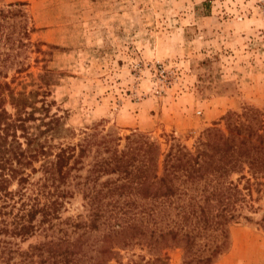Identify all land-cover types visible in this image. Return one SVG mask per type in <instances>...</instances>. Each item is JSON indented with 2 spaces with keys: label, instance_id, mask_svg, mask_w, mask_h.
Listing matches in <instances>:
<instances>
[{
  "label": "trees",
  "instance_id": "trees-1",
  "mask_svg": "<svg viewBox=\"0 0 264 264\" xmlns=\"http://www.w3.org/2000/svg\"><path fill=\"white\" fill-rule=\"evenodd\" d=\"M22 4L0 7L1 79L27 67ZM1 79L0 264H120L133 240L181 247L182 264H210L227 248L228 226L255 212L264 108L226 112L223 128H206L193 150L172 140L163 153L138 131L120 144L113 129L92 126L72 142L44 100ZM77 193L82 211L66 214Z\"/></svg>",
  "mask_w": 264,
  "mask_h": 264
},
{
  "label": "rangeland",
  "instance_id": "rangeland-1",
  "mask_svg": "<svg viewBox=\"0 0 264 264\" xmlns=\"http://www.w3.org/2000/svg\"><path fill=\"white\" fill-rule=\"evenodd\" d=\"M11 2L23 3L27 67L0 79L44 100L72 142L96 126L113 129L120 144L138 131L163 153L172 140L193 150L206 128H223L226 112L264 108V0H0V7ZM260 182L255 212L228 226L227 248L210 264H264ZM81 203L75 194L66 214L81 212ZM182 253L133 240L116 260L182 264Z\"/></svg>",
  "mask_w": 264,
  "mask_h": 264
}]
</instances>
